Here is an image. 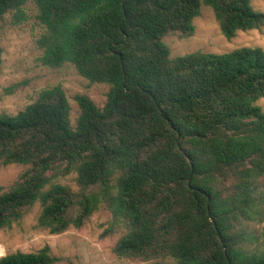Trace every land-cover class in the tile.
I'll return each instance as SVG.
<instances>
[{"label":"trees","instance_id":"obj_1","mask_svg":"<svg viewBox=\"0 0 264 264\" xmlns=\"http://www.w3.org/2000/svg\"><path fill=\"white\" fill-rule=\"evenodd\" d=\"M255 0H0L15 23L33 8L40 62L72 65L110 87L98 107L61 85L17 114L0 113V235L37 206L36 228L83 229L101 209L124 230L120 259L153 264H264V49L173 56L165 39L190 38L203 8L221 32L262 30ZM3 48L0 42V73ZM6 89L13 94L24 87ZM75 175L78 190L61 183ZM50 246L0 264H61Z\"/></svg>","mask_w":264,"mask_h":264},{"label":"rangeland","instance_id":"obj_2","mask_svg":"<svg viewBox=\"0 0 264 264\" xmlns=\"http://www.w3.org/2000/svg\"><path fill=\"white\" fill-rule=\"evenodd\" d=\"M256 10L264 12V0H255ZM28 20L15 23L11 14L0 17V42L3 48V67L0 73V113L17 114L34 102L42 89L61 85L66 91L71 105V120L75 126L80 114L77 95L88 96L98 107L107 102L110 87L106 84L91 83L81 76L72 65L61 69H50L40 62L42 51L37 46V39L42 28L30 8ZM196 31L190 38L171 36L165 39L172 55L179 56L203 51L224 53L242 47H260L264 49V28L239 32L228 40L219 27L213 11L204 7L202 14L195 20ZM23 82L24 87L13 94H7L10 86ZM258 104L264 110V99ZM22 167L10 165L0 170V186H9L19 175ZM76 176L71 175L61 183L78 190ZM39 207L11 230L0 235V257L10 252L37 251L44 246L51 247L53 253L66 259L61 264H153L152 262L120 259L113 248L124 235V230L112 226L109 211L101 209L83 229L53 235L36 228Z\"/></svg>","mask_w":264,"mask_h":264}]
</instances>
